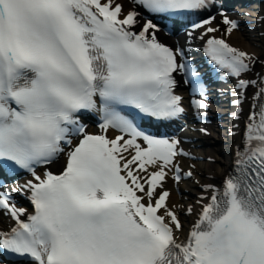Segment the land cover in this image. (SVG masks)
<instances>
[{
    "label": "snow or ice",
    "instance_id": "6c2138e0",
    "mask_svg": "<svg viewBox=\"0 0 264 264\" xmlns=\"http://www.w3.org/2000/svg\"><path fill=\"white\" fill-rule=\"evenodd\" d=\"M133 3L125 15L115 0H0V167L26 169L34 178L14 189L30 193L34 214L26 220V210L0 192V209L16 222L0 232V253L32 264H264V103L249 115L238 171L226 176L222 191L207 186L210 201L182 242L164 183L170 174L177 184L192 175L177 160L188 153L179 139L158 138L125 114L126 108L157 120L184 114L175 73L191 87L190 106L208 109L199 70L178 60L182 49L157 40L153 17H188L214 3ZM221 14L228 33L239 27ZM217 30L208 27L204 35ZM206 54L236 78L238 97L257 85L242 78L254 58L224 39L210 37ZM260 85L256 97L264 99V78ZM93 112L101 134L88 133L82 122ZM109 129L120 134L109 138ZM64 153L60 174L36 173V165Z\"/></svg>",
    "mask_w": 264,
    "mask_h": 264
},
{
    "label": "bare ground",
    "instance_id": "6f19581e",
    "mask_svg": "<svg viewBox=\"0 0 264 264\" xmlns=\"http://www.w3.org/2000/svg\"><path fill=\"white\" fill-rule=\"evenodd\" d=\"M115 3L123 5V13L125 15L127 14L128 11L132 10L135 7L133 0H115ZM234 9H237V7H234ZM239 11L240 12L246 11V13L250 14L251 16L256 15L254 11L245 8H241V10ZM233 12L230 15L229 19L232 20L236 19V21H240L244 19V16L241 15V13L239 12L235 13V10ZM209 17H214V19L211 21L210 24H205L203 25V27L194 29L193 28L194 24H199L203 20H206V19H202L189 26L183 34L179 33L172 35L169 32L158 27V29L155 31L156 38L160 43L164 44L165 46L170 47L173 50L182 49L184 53V51H186L193 43L197 42L198 40L204 43L210 37L215 36L217 39H224L231 47L243 51L247 53L249 56L253 57L254 61L251 66V71L245 73L242 77L243 79H250L257 81L256 86L249 87L247 89L245 95L247 96V100L245 102V106L247 107L248 101L252 100L254 96H256V93L259 92L257 87L260 88L261 86L260 75L264 73V17L262 18L261 21L262 33H260V31L258 30L255 31L253 29L251 30L252 37H247L245 35V30H244L245 27L244 25H241V27L239 26L231 33H228L227 31L225 38L220 33L219 25L216 21L215 15L209 14L207 19ZM138 19H139V24H137L134 28V31L136 32L140 31L141 27L145 23L146 17L142 15ZM208 27H212L218 30L213 33H208L207 35H204ZM187 36H188V40H187ZM186 58H187V53H184L183 57L178 56V60L182 59L183 62L185 61ZM176 77L178 80V84L176 87L177 88L176 94L182 96L183 98L182 106L184 105L185 109L188 111L189 107L187 106H190L191 101L194 97L193 95H191V91H190L191 89L189 88V85L185 83L186 77L181 73H176ZM206 89H208V87ZM206 95L208 96L209 93L207 92ZM206 102L208 103L209 107L211 108L215 107L209 101L206 100ZM238 116L239 118L243 116V115L241 116L240 111H238ZM217 120L218 119L216 118L213 121L210 120L211 122L209 121L206 123L199 124L198 131L199 133H201V136L205 137V135H207L210 138L216 137L217 134L212 129L213 127L212 122H215ZM219 121H220L219 124L222 128L224 123L226 122V118H220ZM244 127L242 130H244ZM86 130L88 133H96V134L102 133L101 128L98 127L93 128L91 126H88ZM107 135L109 136V138L116 137V135L113 134L111 130H108ZM79 138L80 137H77V139ZM239 139L240 137L237 134H230L228 136V144L226 146L228 149L225 151L226 154H228L230 151L232 153L233 149L238 145L240 141ZM191 142L193 143V141ZM191 142L181 141L180 147L186 153H188V155L180 156L177 158V160L181 169L183 170V173L186 174L188 172H191L192 175L191 176L184 175L181 181L177 184L171 178V174H170L169 178L164 183V190H167L170 193L169 197L166 200V204L169 208H172L176 212L182 224V228L176 231L175 233L177 239L181 238V233L183 235V231L186 228V226L189 224V222L194 221L196 214L199 212L203 204L206 203L207 199L210 197L211 191L206 190L207 186L211 185L213 186L212 190H215L219 186L222 179L224 178L227 170L226 164L217 162L219 156L213 153L210 148L206 146V148L202 150L201 149L198 150L195 148L192 149L190 147ZM75 143H76L75 139H73V144ZM125 155H127V153H125ZM194 156H198V158L194 159ZM66 160H67L66 153L59 155V157L56 160H54L51 164H49L45 168V171L46 172L50 171L52 173L61 172L64 168V164ZM9 189L10 186L8 183L4 185L0 184V192L6 193ZM157 191H159V189H157ZM197 194H199L200 196H198ZM201 197H204V199L201 200ZM16 207L25 209V207H18L17 205ZM189 208H191V212L188 211ZM6 214H7L6 210L0 209V232L7 230V228L12 223L11 220H8V222H6Z\"/></svg>",
    "mask_w": 264,
    "mask_h": 264
},
{
    "label": "rangeland",
    "instance_id": "374dc122",
    "mask_svg": "<svg viewBox=\"0 0 264 264\" xmlns=\"http://www.w3.org/2000/svg\"><path fill=\"white\" fill-rule=\"evenodd\" d=\"M214 15H215V18H216L218 25L221 26L220 27L221 35L225 38L226 33H227V29L229 26L223 23V19H224L223 17L218 16L217 13Z\"/></svg>",
    "mask_w": 264,
    "mask_h": 264
}]
</instances>
